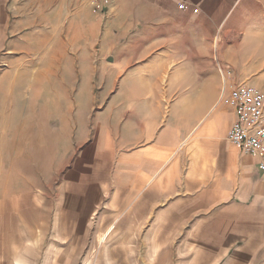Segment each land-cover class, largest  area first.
Here are the masks:
<instances>
[{"label":"crops","instance_id":"1","mask_svg":"<svg viewBox=\"0 0 264 264\" xmlns=\"http://www.w3.org/2000/svg\"><path fill=\"white\" fill-rule=\"evenodd\" d=\"M48 14L62 16L45 29ZM17 36L43 45L30 91L14 108L11 86L0 110V264L169 246L190 264H264V170L227 139L226 102L264 85V0H0V54Z\"/></svg>","mask_w":264,"mask_h":264},{"label":"rangeland","instance_id":"2","mask_svg":"<svg viewBox=\"0 0 264 264\" xmlns=\"http://www.w3.org/2000/svg\"><path fill=\"white\" fill-rule=\"evenodd\" d=\"M94 9H98L102 14H105L107 11L106 5L101 3L100 8L96 7V4H92ZM8 13L10 11L8 10ZM7 16V10L3 9V18ZM62 16V14L60 15ZM59 14H48L46 18L41 19L35 18V22L39 24L42 28H47V26L52 27L53 25L57 24L58 19L60 18ZM64 22V19H63ZM36 24V23H35ZM30 31H23L22 34L26 35L29 34ZM15 41L13 42V45L17 47L19 50V53L15 55H8L7 52H2L0 54L1 60H4L7 66L3 67L5 68V72L7 74L4 77V81L0 83V110L3 109L4 105V95L7 93L8 89L13 86V93L16 97V102L14 104V108L18 107V103L21 101V97L25 94L26 91H30L29 87V80L26 79L27 74L29 72V69L26 66V61H29V57H33L34 52L39 50L43 44H36L33 41H30L28 39L21 38L19 36L15 37ZM26 60V61H25ZM24 62L25 66H21L20 64ZM20 65V66H19ZM7 68V69H6ZM16 73H18V80L14 82V85H12L11 79L12 75L14 74L15 70ZM254 75H260L261 77L264 76V68L259 70V72H255ZM263 95H264V85L263 86H255ZM158 247H149L147 253L145 255H141L142 247H138L139 252L136 254H131L130 259L133 258L134 260L126 262V264H190L188 261L184 260L185 256L187 255V251L183 252L180 251L178 255V247H167L165 251L161 253H158ZM130 255V254H129ZM178 258H181L178 260ZM69 264H84L83 262H70ZM87 264V263H85ZM110 264V263H108Z\"/></svg>","mask_w":264,"mask_h":264},{"label":"built area","instance_id":"3","mask_svg":"<svg viewBox=\"0 0 264 264\" xmlns=\"http://www.w3.org/2000/svg\"><path fill=\"white\" fill-rule=\"evenodd\" d=\"M100 6L96 3L97 8ZM178 7L186 6L179 2ZM225 73L229 75L231 70L227 68ZM226 102L234 112L227 139L244 153L257 157L260 169L264 170V95L255 86L240 82L230 88Z\"/></svg>","mask_w":264,"mask_h":264},{"label":"water","instance_id":"4","mask_svg":"<svg viewBox=\"0 0 264 264\" xmlns=\"http://www.w3.org/2000/svg\"><path fill=\"white\" fill-rule=\"evenodd\" d=\"M110 60V59H109Z\"/></svg>","mask_w":264,"mask_h":264}]
</instances>
